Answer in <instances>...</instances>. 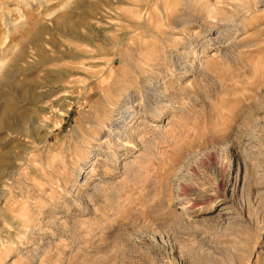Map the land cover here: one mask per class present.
Listing matches in <instances>:
<instances>
[{
  "label": "rangeland",
  "instance_id": "rangeland-1",
  "mask_svg": "<svg viewBox=\"0 0 264 264\" xmlns=\"http://www.w3.org/2000/svg\"><path fill=\"white\" fill-rule=\"evenodd\" d=\"M0 264H264V0H0Z\"/></svg>",
  "mask_w": 264,
  "mask_h": 264
}]
</instances>
